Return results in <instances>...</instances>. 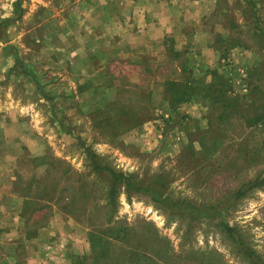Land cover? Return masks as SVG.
Here are the masks:
<instances>
[{
  "label": "rangeland",
  "instance_id": "1",
  "mask_svg": "<svg viewBox=\"0 0 264 264\" xmlns=\"http://www.w3.org/2000/svg\"><path fill=\"white\" fill-rule=\"evenodd\" d=\"M144 23L157 55L123 58ZM262 28L264 0H0V264H251L223 224L264 262V185L233 196L264 178ZM81 144L170 203L109 200Z\"/></svg>",
  "mask_w": 264,
  "mask_h": 264
},
{
  "label": "trees",
  "instance_id": "2",
  "mask_svg": "<svg viewBox=\"0 0 264 264\" xmlns=\"http://www.w3.org/2000/svg\"><path fill=\"white\" fill-rule=\"evenodd\" d=\"M81 147L83 148L84 154L89 158L92 169L95 172L104 173L107 176L109 200L114 201L118 187L124 186L127 193L131 191L136 194L145 193V194H149L154 201L163 202L166 204L170 203L166 198L162 197L161 193H158L155 190L156 187L153 184L151 183L146 184L133 174L125 173L122 171H116L108 165L100 164L98 155L94 151H92V149L89 146L81 144ZM262 185H264V178L262 179L253 178L251 180L244 181L234 191L233 196L236 199L241 198L250 190L260 187ZM187 210H189V213L194 211L193 208H187ZM195 211H197L196 214L205 213V210H201V209ZM223 228L227 232V234L231 238H233V241L236 243L238 250L251 261V264H264L261 258L255 253V251L242 242L240 235L234 231L233 227L227 224H223Z\"/></svg>",
  "mask_w": 264,
  "mask_h": 264
},
{
  "label": "crops",
  "instance_id": "3",
  "mask_svg": "<svg viewBox=\"0 0 264 264\" xmlns=\"http://www.w3.org/2000/svg\"><path fill=\"white\" fill-rule=\"evenodd\" d=\"M151 29H152V24L151 23H149V25L144 23V25H143L144 36H123V37L127 38V45H128V51L127 52L128 53H125V56L122 55V57L124 56L123 58H128V57L132 58V56L139 57V56H145L146 54H148V55H157V53H153V51L149 50L151 48H148V47H151L153 42L157 41L158 38L163 37V36H146V35H150ZM163 30L165 32L169 31V27H168L167 23H163L159 27V31H163ZM259 32H260L259 36H264L263 28H262V30L260 29ZM81 37H82L83 42H81L80 44L81 45L84 44L85 47L83 46V48H81L82 51H80V52H78V50H76L77 55H79L78 57L74 56L76 53L68 51V57L73 59L74 65L79 63L80 65H83V67H85V70H87V71L89 70V72H88L89 74H87L88 76H86L87 79H89V76L92 75L91 69H90L91 66L95 67L93 69V71L96 72L97 74H95L94 76H90V77H92L90 79H91L92 82H96V83L98 82V83L101 84L104 81L105 74H106V72L103 71V67L107 63V61H106L107 59L104 60L105 59V57H104L105 49L107 47L105 45H100V46H95V48H90L91 45L90 46H87V45H88V42L90 41V39L93 38V37L92 36H81ZM94 37L96 38L98 36H94ZM114 49L115 48L113 47L111 50H114ZM163 52H164V50H163ZM163 52L161 50V51H159V54H161ZM121 53H124V52H121ZM114 55L121 56L119 54V52L116 53V51L113 52V56ZM92 58H95L96 61L94 59H92ZM255 68H256V66L255 67H251L250 71H253ZM189 69H191V68H189ZM195 70L197 71V69H195ZM212 71H216V70H212ZM191 72H192V69H191ZM216 73L218 75H221L222 77H225V75L220 73V72L216 71ZM193 99L194 98L190 97L187 101L185 100L184 102H186L185 103L186 105L191 106L194 103ZM165 105H167V103H163L162 104V113L165 116H168L171 113L169 111L168 105H167V108L164 109ZM43 249H44V247H43ZM25 259H27L26 256H19V261H23ZM55 262H56L55 260L52 261L53 264ZM55 264H64V263H61L60 261L57 260V263H55Z\"/></svg>",
  "mask_w": 264,
  "mask_h": 264
}]
</instances>
